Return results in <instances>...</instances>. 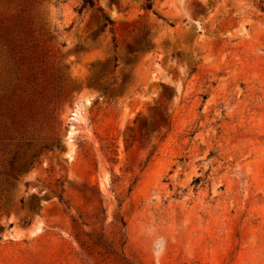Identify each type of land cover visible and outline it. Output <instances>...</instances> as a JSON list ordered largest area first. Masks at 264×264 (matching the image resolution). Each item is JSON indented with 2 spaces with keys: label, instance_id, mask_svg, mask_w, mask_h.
<instances>
[{
  "label": "rangeland",
  "instance_id": "obj_1",
  "mask_svg": "<svg viewBox=\"0 0 264 264\" xmlns=\"http://www.w3.org/2000/svg\"><path fill=\"white\" fill-rule=\"evenodd\" d=\"M80 1L0 0V264H264V0Z\"/></svg>",
  "mask_w": 264,
  "mask_h": 264
},
{
  "label": "trees",
  "instance_id": "obj_2",
  "mask_svg": "<svg viewBox=\"0 0 264 264\" xmlns=\"http://www.w3.org/2000/svg\"><path fill=\"white\" fill-rule=\"evenodd\" d=\"M106 3V6L111 8L113 6L115 7H119V1L118 0H104ZM147 9H150V5L147 4L146 5ZM84 10H95L97 13L100 14L101 18H102V24L98 30L97 33L102 32L104 29L108 28L109 31H112V22L109 19V17L107 15L104 14L103 12V8L101 6H96V1L95 0H81L79 7L77 8V12L78 13H82ZM97 33H95V35H97ZM145 37L146 35H143L141 38V41H144V44H138L137 46L131 44V45H127V52L128 54H136L139 51H147L149 49H151V44L150 41H146L145 42ZM115 47V45H114ZM135 59V58H134ZM116 61V60H115ZM128 63H131V61H129ZM116 66V64L114 65V67ZM139 113L137 114V116L134 119V123L136 122V120L138 119ZM162 122L164 124H166L168 126V122L160 120L157 122L158 125H160L159 123ZM198 182V179H193L192 183L195 184ZM121 224H123L122 220H121ZM101 240V239H99Z\"/></svg>",
  "mask_w": 264,
  "mask_h": 264
}]
</instances>
